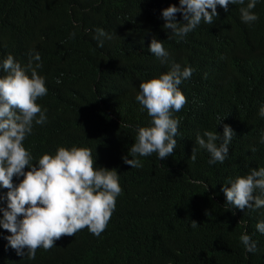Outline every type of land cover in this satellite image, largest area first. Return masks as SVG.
Masks as SVG:
<instances>
[{"label":"trees","instance_id":"trees-1","mask_svg":"<svg viewBox=\"0 0 264 264\" xmlns=\"http://www.w3.org/2000/svg\"><path fill=\"white\" fill-rule=\"evenodd\" d=\"M247 2L229 4L227 12L217 5L211 25L201 21L179 38L163 27L162 17L179 0H0V63L11 54L27 66L38 52L37 71L48 89L37 100L47 120L33 122L23 141L32 164L60 146L85 147L96 168L116 169L122 189L100 236L85 227L50 250L38 248L34 260L0 250V264H264V234L256 229L264 207H231L222 190L264 167V0H257L252 23L241 20ZM176 19L184 23L181 13ZM96 29L111 37L100 38L103 47ZM153 37L169 53L167 63L149 51ZM174 63L194 70L179 85L187 103L171 113L179 120L176 148L166 159L137 156L143 166L131 168L123 157L133 158L138 128L151 126L136 101L139 85ZM224 122L237 133L225 161L209 164L197 133L219 134ZM22 180L14 175L13 186ZM8 191L0 185V208L7 207ZM255 195L264 198L259 189ZM0 234L11 235L2 226ZM243 234L256 242V252H246Z\"/></svg>","mask_w":264,"mask_h":264},{"label":"clouds","instance_id":"clouds-1","mask_svg":"<svg viewBox=\"0 0 264 264\" xmlns=\"http://www.w3.org/2000/svg\"><path fill=\"white\" fill-rule=\"evenodd\" d=\"M179 4V7L170 5L162 10L163 27L171 29L174 36L183 38L201 21L211 25L218 16L217 5L227 12L229 4L244 5L245 0H179ZM256 4L257 0H248L246 7H240L243 22L252 23L258 19L252 11ZM177 13L182 14L184 23L177 21ZM96 33L99 47H103L101 37L111 38L102 29H96ZM149 51L162 64L167 63L169 53L163 42L153 37ZM30 56L27 66H22L11 54L0 63L6 73L0 78V185L9 189L7 207L0 208L3 213L0 226L11 233L0 234V250L12 258L27 254L30 260H34L38 248L50 250L62 236H74L85 227L100 236L116 208V198L122 189L116 169L96 168L91 150L85 147L68 149L60 146L54 155L44 153L38 164H32L33 157L23 141L31 134L33 122L39 125L47 120V110H42L37 100L45 96L48 89L45 78L37 71L42 67L40 54L35 52ZM193 71L174 63L158 78L140 83L136 101L151 117V126L138 128L136 142L130 149L133 158L123 157L124 163L131 168L143 166L139 159H135L137 156L158 153L159 159H166L173 154L179 120L172 118L171 113L179 112L187 103L179 85L189 79ZM259 115L264 117V107ZM218 132L207 130L196 136V144L210 153L209 164L225 161L237 128L224 122ZM190 159L196 160L195 148ZM26 167L30 170L25 172ZM14 175L23 176L16 187L12 183ZM229 184L230 187L222 189L227 205L240 210L264 207V198L255 195L257 189L264 193V167L252 169L246 176L237 177ZM3 199L0 196V200ZM196 224L193 221L194 227ZM256 229L264 234V221L258 222ZM240 240L246 252L257 251L256 242L248 234L241 235Z\"/></svg>","mask_w":264,"mask_h":264}]
</instances>
